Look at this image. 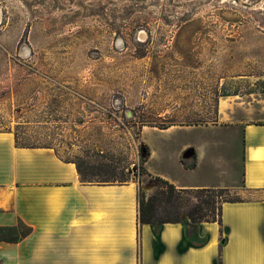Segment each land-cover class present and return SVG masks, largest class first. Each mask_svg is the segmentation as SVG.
<instances>
[{"label":"rangeland","instance_id":"rangeland-1","mask_svg":"<svg viewBox=\"0 0 264 264\" xmlns=\"http://www.w3.org/2000/svg\"><path fill=\"white\" fill-rule=\"evenodd\" d=\"M0 12V132L19 126L62 158L137 171L148 124L212 125L224 101L264 108V0H0Z\"/></svg>","mask_w":264,"mask_h":264},{"label":"crops","instance_id":"crops-1","mask_svg":"<svg viewBox=\"0 0 264 264\" xmlns=\"http://www.w3.org/2000/svg\"><path fill=\"white\" fill-rule=\"evenodd\" d=\"M226 109L208 126L149 127L144 168L178 188L264 193V123L254 121L264 108ZM192 129L203 136L178 140ZM138 186L84 183L54 149L18 148L13 132H0V227L32 228L21 241L0 242V264H264V197L225 203L222 227L199 225L206 243L198 247L183 224L138 230Z\"/></svg>","mask_w":264,"mask_h":264},{"label":"trees","instance_id":"trees-1","mask_svg":"<svg viewBox=\"0 0 264 264\" xmlns=\"http://www.w3.org/2000/svg\"><path fill=\"white\" fill-rule=\"evenodd\" d=\"M145 123L142 124L144 126ZM173 125H184L168 123L166 125L148 124L150 127L158 129H167ZM187 125V124H186ZM190 125V124H189ZM200 125V124H194ZM8 132H12L10 129ZM16 146L18 148H50L46 146H34L28 143L27 139L22 137L19 132V126L14 131ZM146 156L140 159L139 170L134 171L132 168L117 166L107 156L103 154L86 153L85 158L75 160L65 159L56 154L65 162H72L76 165L80 179L84 183L96 185H123L131 180L139 183L137 201H138V230L143 225L153 226L156 233H159L165 224H183L186 229V237L194 245L200 247L206 243L205 239L198 236V227L203 222L218 223L223 226V205L225 203L241 202L243 200L232 198V193L225 188H178L169 181L150 174L144 164L150 156L149 147L145 144ZM188 168L196 167V154L193 153V162ZM148 176L154 184L150 193L141 185L142 176ZM133 176L134 178H131ZM15 230L11 227H0L1 233L12 234ZM17 231V230H16ZM15 231V232H16ZM20 238L9 239L6 236H0V242H18L23 240L32 233V228L22 224L17 231ZM222 232V228H221ZM223 243V239H222ZM221 259H220V263Z\"/></svg>","mask_w":264,"mask_h":264},{"label":"bare ground","instance_id":"bare-ground-1","mask_svg":"<svg viewBox=\"0 0 264 264\" xmlns=\"http://www.w3.org/2000/svg\"><path fill=\"white\" fill-rule=\"evenodd\" d=\"M0 21H1V12H0ZM146 35H147V34H145L144 32H142V34H141V38H145ZM227 107H228L227 102H225V101L222 102V104H221V109H222V110H225Z\"/></svg>","mask_w":264,"mask_h":264},{"label":"clouds","instance_id":"clouds-1","mask_svg":"<svg viewBox=\"0 0 264 264\" xmlns=\"http://www.w3.org/2000/svg\"><path fill=\"white\" fill-rule=\"evenodd\" d=\"M87 71H88V70H87V69H85V73H87ZM84 82L86 83V79H85V81H84Z\"/></svg>","mask_w":264,"mask_h":264}]
</instances>
